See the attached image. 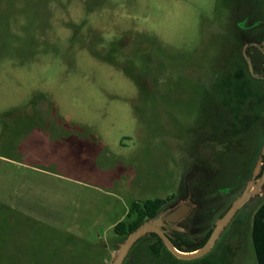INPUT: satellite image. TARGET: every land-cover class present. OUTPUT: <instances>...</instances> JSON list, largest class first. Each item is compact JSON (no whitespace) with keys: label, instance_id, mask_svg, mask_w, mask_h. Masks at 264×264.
I'll use <instances>...</instances> for the list:
<instances>
[{"label":"rangeland","instance_id":"obj_1","mask_svg":"<svg viewBox=\"0 0 264 264\" xmlns=\"http://www.w3.org/2000/svg\"><path fill=\"white\" fill-rule=\"evenodd\" d=\"M227 2L0 0V264H111L125 239L113 227L131 205L171 195L193 207L163 229L196 239L213 228L264 141L261 84V117L229 121L246 124L226 134L237 169L194 163L213 150L206 131L223 121L230 92ZM263 201L264 183L201 257L161 248L157 262L146 234L122 264H257L252 220Z\"/></svg>","mask_w":264,"mask_h":264},{"label":"flooded vegetation","instance_id":"obj_2","mask_svg":"<svg viewBox=\"0 0 264 264\" xmlns=\"http://www.w3.org/2000/svg\"><path fill=\"white\" fill-rule=\"evenodd\" d=\"M227 1L229 2H227V4L229 6L231 4V7L229 8L228 6V16L225 18L223 23L222 36L223 38L225 37L224 40L226 43L225 49L227 52V65L225 66V75L227 77V83L230 87V92L227 96V100H225L226 109L223 110V121L215 124L213 123L211 125V130L208 128L209 132L206 131L207 137L209 136L208 134L214 136L215 140L210 142L212 146L215 145L213 150H203V153H200V155L202 154L201 158H199L200 156L197 155V161L194 163L196 166H202L208 163V166L211 165L212 167L215 164V166L212 168V171H215L219 167L217 166L218 164L223 166V169H228V174L230 171L232 174V170H236L237 168L235 169L234 165L230 163V156H228L230 153L229 148L233 149L235 154L238 153L237 151L239 150L235 149V143H232L234 142V139H228L226 134H228L230 128L233 129L235 127H237V133L242 134L245 131L246 124H230V118L233 117L235 120H244L246 115H249L248 112L253 110V113L256 116L261 117V110H257L256 106L261 102L260 97L258 98V93L261 94V84H264V0ZM235 87H238L239 89H247L244 90L245 94L247 95L246 100L236 97L234 92ZM230 105L233 107L230 108ZM235 105L238 107L239 113H237ZM253 121L254 120L249 121V124H252L251 127L257 124V121L254 123ZM234 131L235 130H233V133ZM220 136L224 137L223 141H220ZM218 143H221V145L219 144V146H217ZM261 161V166H264V161L262 158ZM228 164H230L232 168H224L226 165L229 166ZM237 172L240 174L241 171L237 170ZM261 173L262 169L259 175L255 176V179L258 178ZM226 176L227 175L225 174V177ZM226 187H228V185H226ZM228 188L230 189V187ZM200 214L201 213L199 212V215ZM196 223L197 220L194 221L193 228L196 227ZM165 224H169V222H165ZM170 225L173 226L171 223ZM194 229L197 230V228ZM164 230L165 234L169 237L173 245L180 251H192L202 246L199 245V241L204 235L199 236V238L192 239L190 234L176 231L170 232L167 229ZM162 244L163 249L172 254L166 248L163 241ZM194 244L195 246L190 247V245Z\"/></svg>","mask_w":264,"mask_h":264},{"label":"water","instance_id":"obj_3","mask_svg":"<svg viewBox=\"0 0 264 264\" xmlns=\"http://www.w3.org/2000/svg\"><path fill=\"white\" fill-rule=\"evenodd\" d=\"M264 156V141L261 148V154L259 155L255 168L252 172V178L249 182L246 183L243 191L239 196H237L230 206L226 209L221 217H219L209 235L205 243L192 251H180L177 249L169 237L165 234V230L162 228V225L165 222H169L171 224H177L181 219H183L193 207L192 203L186 202H177L172 206H169L163 210H161L157 215L154 217L147 219L142 224H140L135 230L130 232L125 239L119 245L118 250L116 251L115 257L111 264H122L128 251L133 246V244L149 233H155L164 243L166 248L174 255L176 258L179 259H194L197 257H201L202 255L206 254L214 245L215 241L225 228L230 220L233 218L237 210L246 202L248 201L251 196H253L258 188H260L264 183V166L262 168L261 175L255 179L256 173L260 172L262 161L261 158ZM167 210V211H166ZM194 245H190L193 247Z\"/></svg>","mask_w":264,"mask_h":264},{"label":"trees","instance_id":"obj_4","mask_svg":"<svg viewBox=\"0 0 264 264\" xmlns=\"http://www.w3.org/2000/svg\"><path fill=\"white\" fill-rule=\"evenodd\" d=\"M174 200L175 196L171 195L166 198L148 199L142 204L133 203L131 205L130 211L126 216V219L123 221H119L114 225V233L120 237L125 238L130 232L135 230L144 221L154 217L161 210L175 204ZM211 230L212 229L208 230V232H206V234L199 241L200 246L205 243L211 233ZM148 235L154 237L155 241L147 245V250L153 257L157 259L156 261L158 262L161 251L160 249L163 248L162 241L155 233H149ZM251 236L256 262L257 264H264V201L253 215ZM143 237H141L140 239H142ZM162 263L163 260L161 259V264Z\"/></svg>","mask_w":264,"mask_h":264}]
</instances>
